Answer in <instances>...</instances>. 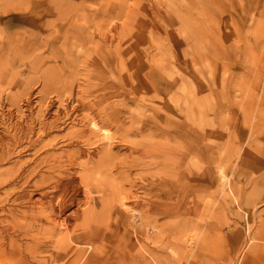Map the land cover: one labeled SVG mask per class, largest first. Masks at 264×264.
<instances>
[{
  "label": "rangeland",
  "instance_id": "374dc122",
  "mask_svg": "<svg viewBox=\"0 0 264 264\" xmlns=\"http://www.w3.org/2000/svg\"><path fill=\"white\" fill-rule=\"evenodd\" d=\"M124 1L126 12L128 4L137 10L128 20L135 29L111 37L112 45L118 41L122 50L138 52L143 67L131 69L138 70L136 81L148 79L143 69L152 65L151 74L163 71L165 79L170 74L181 82L168 94L149 88L138 93L182 115L184 125L193 128L188 133L198 130L200 145L211 134L212 183L205 152L196 156L188 151L184 165L201 178L199 190L167 195L172 196L165 227H160L161 218L151 219L129 199L126 211L117 201L112 225L108 207L101 217L103 235L71 243L68 249L69 244L57 243L61 234L55 233L35 250L5 255L0 264H264V0H0V109L13 107L21 115L23 98L69 95L70 80L85 79V54L96 47L95 42L80 45L79 28L101 17L109 26L117 20L113 10ZM92 27L96 24L84 28L89 32L83 35L93 36ZM35 106L37 111L40 105ZM175 121L168 122V130L178 128ZM113 151L121 158L128 153L124 146ZM154 169L155 176L162 172ZM165 176L172 184L180 182L175 172ZM157 190L141 195L156 203Z\"/></svg>",
  "mask_w": 264,
  "mask_h": 264
},
{
  "label": "bare ground",
  "instance_id": "6f19581e",
  "mask_svg": "<svg viewBox=\"0 0 264 264\" xmlns=\"http://www.w3.org/2000/svg\"><path fill=\"white\" fill-rule=\"evenodd\" d=\"M125 5V1L121 2L113 10L117 20L109 21V26L101 17V21L89 18L84 27L79 28L82 32V37L78 38L80 45L95 42L96 47L85 54V79L70 80L69 95H59L57 88L58 95L43 93L39 98H23L19 100L23 108L21 115L13 107L0 109V259L26 247L35 250L43 239L47 241L55 233L61 234L57 243L69 244L68 249L71 243L103 235L101 217L108 207L111 226L117 219L112 214L117 201L126 211L131 207L126 203L129 199L151 219L163 220L170 210L167 202L172 195L167 196L169 193L177 191L184 195L189 189L199 190L196 187L201 178H196L195 171L184 165L188 151L196 156L202 155V150L205 152L209 160L207 174L210 182L213 179L211 134L208 133L200 145L198 130L188 133L187 130L193 128L184 125L182 115L166 110L165 104L163 108L155 106L149 97L138 93L149 88L158 94L166 91L168 94L173 87L180 88L181 82L170 74H167L169 80L165 79L163 71L151 74L152 65L143 69L149 78L136 81L138 70L134 73L131 69L143 67L138 52L133 48L122 50L117 39L118 43L112 45L111 37L130 35L135 29L128 20L136 16L137 10L128 4L126 12ZM94 24L93 36L83 35L89 32L84 28ZM74 35L70 33L71 37ZM94 35L99 38L94 39ZM194 50L198 52L196 41ZM16 104L11 100V105ZM37 104L40 108L35 111ZM171 119L178 123L173 131L168 130ZM160 124L161 131L158 130ZM104 126L114 127L115 133ZM121 146L128 150L123 158L113 151ZM156 167L162 172L155 176L153 169ZM132 169H136L134 173ZM166 171L177 173L179 184H172L165 176ZM153 188L159 191L156 203L151 201L153 197L150 200L141 195ZM95 193L100 196L93 198ZM41 221L47 225L39 227ZM161 222L159 226L165 227L166 221ZM24 238L36 244L27 245Z\"/></svg>",
  "mask_w": 264,
  "mask_h": 264
}]
</instances>
